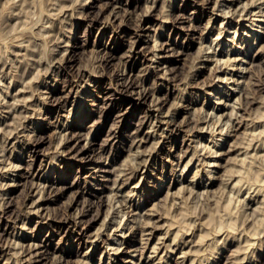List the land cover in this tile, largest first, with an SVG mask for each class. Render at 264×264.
Returning <instances> with one entry per match:
<instances>
[{"label": "rangeland", "instance_id": "374dc122", "mask_svg": "<svg viewBox=\"0 0 264 264\" xmlns=\"http://www.w3.org/2000/svg\"><path fill=\"white\" fill-rule=\"evenodd\" d=\"M260 11L0 0V264H264Z\"/></svg>", "mask_w": 264, "mask_h": 264}, {"label": "bare ground", "instance_id": "6f19581e", "mask_svg": "<svg viewBox=\"0 0 264 264\" xmlns=\"http://www.w3.org/2000/svg\"><path fill=\"white\" fill-rule=\"evenodd\" d=\"M244 10H245V9H244ZM242 11H243V10H242ZM260 12H261V15H260V16L263 17V19L260 20L259 23H261V25H263V24H264V14H263L262 11H260ZM224 13H225V12H224ZM227 14H229V12L226 13V15H227ZM226 15H225V16H226ZM253 20H255V19H253ZM260 28H261V27H260ZM258 33H260L259 30L255 31V34H254V36H253V40L259 38V37L257 36ZM227 52H228V51H227ZM214 53H215V52H214ZM221 55H222V54H221ZM225 56L228 58V55H226V53H225ZM225 56H224V57H225ZM207 57H208V56H207ZM216 58H217V57H216ZM227 58H226V60L229 59V58H228V59H227ZM236 58H237V57H236ZM221 59H222V58H221ZM230 59H231V58H230ZM237 60H238V62L241 61V62H243V64H245V60H243L242 58H241V59H234V58H233V62H235V61H237ZM215 61H216V60H215ZM218 61H219V60L217 59V62H216L217 64L219 63ZM224 62H225V61H224ZM227 62H230V61L228 60V61H226L225 63H227ZM249 63H250V62H249ZM223 64H224V63H223ZM227 64H228V63H227ZM238 64H239V63L231 64V65H232V69H230L229 74H230L232 71L235 70L234 68H235V66H237ZM240 65H242V63H241ZM217 66H218V65H217ZM239 68H240V67H239ZM239 68L237 69V71H236L235 74H234L235 76L237 75V78H234L233 76H232L231 78H229V79L232 80V83H233V84L231 83V85L236 84L235 82H238V78H240V77L243 76V73H244V72H243L241 69H239ZM216 71H217V69H216ZM225 75H226V74H225ZM216 78H217V82L222 83L225 77L222 78V76L217 75ZM229 79H228V80H229ZM243 82H244V81H243ZM241 88H242V87H241ZM241 88H240V89H241ZM216 89H217V84H216V85H213L212 90H211L208 94H209V95H212L213 92H214ZM230 90H231V89H229V91L226 93V96H227V97L233 95L232 92L229 93ZM232 90H234V89H232ZM242 90H243V89H242ZM239 92H240V91H239ZM219 93H220V90L218 89L217 94H219ZM243 93L246 95L245 92H243ZM244 94H243V95H244ZM232 99H233V98H232ZM234 99H235V98H234ZM236 99H237V98H236ZM244 99H245V97H244ZM246 99H247V98H246ZM235 102H236V101H235ZM218 104H220V101L218 102ZM231 113H233V112H231ZM231 115H233V114H231ZM160 121H161V120H160ZM163 122H164V120H163ZM218 122H219V119H218ZM224 123H225V122H224ZM166 124H167V123H166ZM213 124H214V123H213ZM216 125H217V123H216ZM204 127H205V126H204ZM204 127H203L202 129H204ZM222 129L224 130V127H223ZM226 129H228V128H226ZM221 131H222V130H221ZM224 134H225V131L222 133V136H223ZM262 135H264V134H262ZM218 136H219V134H218ZM222 136H220V137H222ZM222 138H223V137H222ZM259 138H260V137H259ZM259 138H258V139H259ZM262 138H264V137H262ZM262 138H261V139H262ZM219 139H220V138H219ZM249 141H251V140H249ZM260 141H261V140H260ZM251 142H252V141H251ZM257 142H258V141H257ZM258 143H259V142H258ZM263 143H264V140H263V142H261V144H263ZM248 144H249V143H248ZM250 145H251V144H250ZM250 145H247V147L250 146ZM257 145L260 146V143L257 144ZM248 148H249V147H248ZM248 148H247V149H248ZM251 150H252V149H251ZM256 150H257V149H256ZM214 152H216V151H214ZM245 153H246V152H245ZM255 154H256V153H255ZM245 156H246V155H245ZM144 160H145V159H142V161L144 162V163L142 162L143 165L146 164V163H145L146 160H145V161H144ZM135 161H136V160H135ZM257 161H258V160H257ZM139 162H141V161H139ZM260 163H262V162L259 160V164H260ZM9 164H10V163H9ZM139 164H140V163H139ZM139 164H138V165H139ZM255 164H256V163H255ZM133 165H134V164H133ZM187 165H188V163H187ZM260 165H262V164H260ZM135 166H137V165H135ZM255 166H256V165H255ZM257 166H258V165H257ZM132 167H133V166H132ZM139 167H140V166H139ZM185 167H186V166H185ZM185 167H184V168H185ZM258 167H259V166H258ZM261 167H262V166H261ZM261 167H259V168H261ZM137 168H138V166L136 167V169H137ZM133 169H135V167H134ZM136 169H135V170H136ZM138 169H139V168H138ZM256 169H257V171L259 170L257 167H256ZM254 171H255V170H254ZM261 171H262V170H261ZM261 171L257 172V174L261 173ZM254 174L256 175V171H255ZM259 175H260V174H259ZM204 187H205V186H204ZM256 189H257V188H256ZM258 189H260V188H258ZM208 191H209V190H208ZM253 192H255V191H253ZM256 192H257V191H256ZM257 193H258V192H257ZM205 196H206V195H205ZM203 197H204V196H203ZM249 197H250V196H249ZM207 201H209V200H208V193H207ZM209 202H210V201H209ZM119 203H120V201H119ZM242 203H243V202H242ZM113 204H114V203H113ZM113 204H111V205H113ZM111 205H110V206H111ZM125 205H126V204H125ZM244 206H245V205H244ZM114 207H115V206H114ZM114 207H113V208H114ZM109 208H110V207H109ZM111 208H112V207H111ZM117 213H118V212H117ZM123 215H124V214H123ZM111 219H112V218H111ZM133 219H134V218H133ZM120 224H121V223L119 222V225H120ZM147 224H148V223H147ZM119 225H118V227H119ZM118 227H117V229H118ZM121 227H122V226H121ZM121 233H122V232H121ZM113 243H115V244H121V241H120V240L118 241V239H117V240H116L115 242H113ZM15 244H16V243H15ZM184 244H185V243H184ZM153 247H154V246H153ZM167 247L170 248L169 246H167ZM115 249H116V248H115ZM115 249H114V250H115ZM152 249H153V248H152ZM118 250H119V248H118ZM153 250H154V249H153ZM167 250H168V249H167ZM16 251H17V250H16ZM116 251H117V249H116ZM154 251H155V250H154ZM18 252H20V251H18ZM18 252H17V253H18ZM151 252H152V251H151ZM14 253L17 254L16 252H14ZM147 258H149V257H147ZM203 258H204V257H203ZM203 258H201V260H202ZM145 260H146V259H145ZM201 260H200V261H201ZM198 261H199V260H198ZM204 261H205V260H204ZM150 262H151V261H150ZM202 262H203V261H202ZM192 263H193V261H192ZM198 263H199V262H198ZM131 264H133V262H131ZM200 264H201V263H200Z\"/></svg>", "mask_w": 264, "mask_h": 264}]
</instances>
